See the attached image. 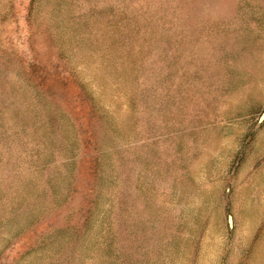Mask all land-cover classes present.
I'll return each mask as SVG.
<instances>
[{
  "label": "rangeland",
  "instance_id": "374dc122",
  "mask_svg": "<svg viewBox=\"0 0 264 264\" xmlns=\"http://www.w3.org/2000/svg\"><path fill=\"white\" fill-rule=\"evenodd\" d=\"M0 264H264V0H0Z\"/></svg>",
  "mask_w": 264,
  "mask_h": 264
}]
</instances>
